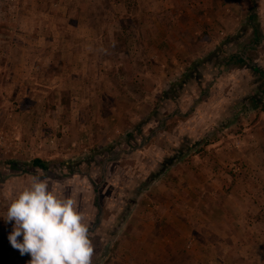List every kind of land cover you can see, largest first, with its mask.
I'll return each mask as SVG.
<instances>
[{
    "label": "rangeland",
    "instance_id": "rangeland-1",
    "mask_svg": "<svg viewBox=\"0 0 264 264\" xmlns=\"http://www.w3.org/2000/svg\"><path fill=\"white\" fill-rule=\"evenodd\" d=\"M263 61L264 0H0V215L34 178L46 180L77 201L92 264H113L131 234H158L163 192L186 197L189 210V184L176 177L188 180L208 163L227 193L199 189V222L190 224L198 232L181 220L178 264L263 259L260 83L263 102L206 120L226 95L224 106L242 97L222 94ZM35 158L49 169L33 166ZM251 161L261 166H242ZM13 224L0 217V264H29L9 240Z\"/></svg>",
    "mask_w": 264,
    "mask_h": 264
},
{
    "label": "clouds",
    "instance_id": "clouds-1",
    "mask_svg": "<svg viewBox=\"0 0 264 264\" xmlns=\"http://www.w3.org/2000/svg\"><path fill=\"white\" fill-rule=\"evenodd\" d=\"M0 217L14 221L9 240L22 255H31L29 264H92L89 226L77 201L46 180L34 178Z\"/></svg>",
    "mask_w": 264,
    "mask_h": 264
},
{
    "label": "crops",
    "instance_id": "crops-1",
    "mask_svg": "<svg viewBox=\"0 0 264 264\" xmlns=\"http://www.w3.org/2000/svg\"><path fill=\"white\" fill-rule=\"evenodd\" d=\"M250 72H251V70L242 69L241 72H239L242 74H238V75L240 78L243 79L244 77H247V75ZM218 80L219 79H217V81ZM217 81L214 82V85L217 84ZM230 83H232V82H230ZM239 87H240V81L237 80L235 83L230 84V86L228 88H226L227 91L225 93H223L222 95L228 94V92H230L231 90H236ZM227 99H228L227 95H226V97H223V100H224L223 105L226 104ZM201 105L202 104H198V106H201ZM227 105L229 106L228 103H227ZM198 106L196 104V107H198ZM192 114H193V112H191V115ZM238 115L239 114H237L236 116H238ZM197 119H199V120L203 119V116L200 115V116H198ZM208 119L209 118H206V120H208ZM253 119H254V117H253ZM246 125L248 126V124H246ZM254 134L255 133L250 134V135H254ZM249 136H247L248 140L247 139L246 140L249 143H251V149H253V151L256 152L254 146H257L258 143H257V141H254L255 138L252 140V138L251 137L249 138ZM257 139H258V137H257ZM241 142H246V141L244 140ZM112 147H114V146H112ZM243 149H244V153H245L246 147H243ZM210 164L215 165L214 162H210ZM229 164L230 163H228L226 161H221L218 165H220V167H219L220 169H224V168H228ZM246 164H248V166H249L248 169H250V167H252V169H255V167L261 166V165H259V162H256V161L246 162L242 166H244ZM203 165L204 166H202V168H204V170H205L203 173L198 171V170H194L191 168L190 176H189L188 180L183 176L176 177V180H179L180 185L189 184V193H188V197H189L188 204L190 201L189 210H187L185 208L184 201H183V204H181L182 200H186L185 199L186 197L184 199H182L181 194L180 195L176 194L175 196H173V195H170L166 192H163V194H161V197L158 199V202H159V204H158V207H159V209H158V213H159L158 214L159 215V227H158L159 232H158V234L152 233L151 231L145 232L146 233V237H145L143 232L142 233L137 232V234L134 232L133 234H131V240L129 241L130 247L121 248L124 256L123 257H121V256L114 257V259H113L114 263L113 264H178L179 263L177 261L180 260L179 251L182 248L181 247L182 244L179 242V239H176V238H177V235L179 236L181 233V229H182L181 228V225H182L181 220L182 219L185 221L187 218L188 221H186V224L189 223V225L190 224L196 225L199 222V219H198L199 211H198V208H196L197 200H199L197 195L200 194L199 189L202 190V196H203V191L208 190L210 192V189H204V187L208 188L209 186H213V189H217L218 191L220 190V192L223 193L224 195H226V193H227V192H225L226 190H224V185H225L226 179H223L219 176V174L214 173V171L208 167V166H211L208 163H203ZM211 168H213V167H211ZM197 169H199V168H197ZM176 174H178V173H176ZM252 179H253L254 184H261V179L259 177H257L255 173L253 174ZM171 180L173 181L175 179L172 178ZM165 184L166 183L164 182V185ZM161 185H162V183H161ZM237 185L239 187L238 188V194L241 196L237 199L238 200H245V198H246L245 193L248 194L246 191V188H245V183L238 182ZM161 187H163V186H161ZM204 194L206 195L207 192ZM210 195L211 194H208L207 196H210ZM152 212H154V211H152ZM211 214H213V211L207 209L206 210L207 218ZM192 216H194L193 219L190 218ZM188 217L190 219H188ZM184 224H185V222H184ZM191 228H192V226H191ZM134 229H135V227H134ZM192 231H196V230H194L192 228ZM196 232H198V230ZM144 237H145V239H144ZM126 244H127V242L125 243V245ZM197 244L198 243L196 242L195 247L197 246ZM253 247L259 248L257 242H255V241L253 242ZM138 250L145 252V255L140 254V252H138ZM262 250L264 251V249H262ZM176 257H177V259H176ZM197 259H198L197 256H195L194 257L195 263L198 262ZM228 259L229 258L226 257L225 262ZM253 260H254V264H264V258L260 259L259 261L256 258H254ZM205 264H208V262L205 261Z\"/></svg>",
    "mask_w": 264,
    "mask_h": 264
},
{
    "label": "trees",
    "instance_id": "trees-1",
    "mask_svg": "<svg viewBox=\"0 0 264 264\" xmlns=\"http://www.w3.org/2000/svg\"><path fill=\"white\" fill-rule=\"evenodd\" d=\"M252 77H257V78H252ZM242 80L243 81H242V83H240V87L235 90L236 92L243 94L242 97L234 100L233 103L231 102V104L229 106L227 105L224 107L223 104H220V105L217 104L216 107L209 108V112H210L209 114L212 115V117H213V118L210 117L208 119L209 122L214 121L215 120L214 115H220L221 114L220 111L225 110V109L230 114H235V112H233V111H235V109L239 103L247 104L250 101H252V102L256 101L257 103L263 102V100H261V94H259V92L257 90L258 88L255 85H258V83H260V86H259L260 90L259 91L264 92V61L261 64H259L258 66H255L252 68L251 76L244 77ZM137 130L139 131V133L142 132L141 128H139ZM128 135L131 137V140L134 139L133 138L134 131H130L128 133ZM91 162H92V160H91ZM31 164L33 166L38 167V168L49 169L51 162L44 161L41 158H35L34 160H32ZM70 170L73 173L79 171V170H76L74 167H71ZM0 182H3V180ZM97 204H98V207L100 208L101 207L100 204L98 202H97Z\"/></svg>",
    "mask_w": 264,
    "mask_h": 264
}]
</instances>
